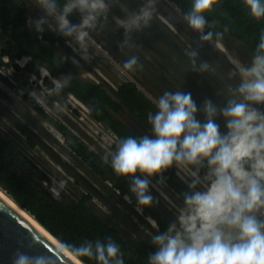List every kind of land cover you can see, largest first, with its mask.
<instances>
[{"label": "clouds", "instance_id": "obj_1", "mask_svg": "<svg viewBox=\"0 0 264 264\" xmlns=\"http://www.w3.org/2000/svg\"><path fill=\"white\" fill-rule=\"evenodd\" d=\"M243 3L254 19H264V0ZM34 4L44 15L29 19V27L42 33L44 25H48L68 38L66 43L89 62L90 33L98 25L102 27L101 18L107 20L114 0H35ZM217 4L218 0H192L191 10L184 16L187 24L200 33L199 46L213 42L214 35L217 41L223 38L221 32L205 31L214 27V22L208 21L204 13ZM156 6L157 0H144L138 11L116 22L117 27L124 29L120 47H131L132 34L150 26ZM74 10L80 13L78 24L68 19ZM185 54L192 71H214L207 61L200 60L197 49L192 47ZM69 59L79 64L75 57L62 55L58 63ZM29 60L30 56L24 57L18 63L23 67ZM138 61L139 57L133 55L123 68H142ZM232 62L239 70L240 82L231 89L232 97L226 103L206 99L198 108L190 92L165 91L155 101L157 111L148 115L152 136L119 138L115 151L109 150L102 157L117 175L130 179L129 191L136 198L137 212L158 203L151 194L150 177L159 176L158 183H164V171L175 167L187 184L189 191L182 194L183 207L177 209L176 220L166 231L151 234L157 250L149 254L147 264H264V110L256 106L264 105V30L251 63L243 66L237 60ZM37 68L41 76L49 75L46 67ZM229 75L235 77L236 72ZM30 79L36 80V75ZM71 80V74L62 75L53 79L52 87L41 83L39 90H30L28 94L43 104L50 97L60 96ZM55 108L63 111L59 104ZM198 112L204 115L203 122L197 119ZM219 116L225 119L226 132L216 122ZM53 184V196L59 199L66 181L53 180ZM126 199L131 203L130 197ZM37 240L39 236L28 246L32 247ZM23 247L21 244L12 254L11 264H56L53 257L29 255ZM54 249L56 258H66L70 264H75L73 257L80 259L81 264L82 258L97 264H125L124 253L111 236L86 239L79 245L58 239Z\"/></svg>", "mask_w": 264, "mask_h": 264}, {"label": "rangeland", "instance_id": "obj_2", "mask_svg": "<svg viewBox=\"0 0 264 264\" xmlns=\"http://www.w3.org/2000/svg\"><path fill=\"white\" fill-rule=\"evenodd\" d=\"M21 2L28 9L30 19L44 15L34 4L35 0ZM143 3L144 0H114L107 20L101 18L102 27L98 25L97 30L90 33L89 62L82 60L66 43L68 38L63 36L57 38L55 43L46 42V45L58 58L61 55L75 57L79 64H73L69 59L64 62L67 68L77 76L103 83L112 95H115V90L122 81H134L142 95L151 103V113L157 111L155 101L165 91L190 92L198 108L206 99L217 104L226 103L232 97L231 89L240 82L239 70L232 61L237 60L241 65L247 66L251 63L254 51L230 34L222 24L214 25L217 32L223 33L221 40L214 39L213 42H204L203 46H199L200 33L187 24L185 15L169 0H157V10L150 26L142 32L132 34L131 47H120L124 29L117 27L116 22L125 19L131 12L138 11ZM73 14L74 18L68 19L71 23L78 24L80 13L74 10ZM30 28L35 34H41L34 27ZM44 29L54 32L48 25H44ZM192 47L198 50L200 60L207 61L214 71L200 73L190 69L189 58L185 53ZM133 55L139 57L138 63L142 68L128 71L123 68V64ZM23 58L4 56L1 59L0 134L16 142L22 148L24 157L40 171L42 180H30L51 199H56L52 191L53 180L66 181V188L61 194L72 198H78L83 193L90 194L89 208L115 225L122 237L144 239L152 243L151 234L160 230L149 209L158 212L170 224L176 220L177 209L183 207V199L166 183H158V180L150 177L151 194L158 203L143 207L142 213L137 212L134 194L121 195L108 182L101 180L68 149L61 133L15 92L11 84L21 86L27 93L33 89L39 90L41 83L45 86L43 79L46 76H41L32 60L23 67L20 66L18 62ZM233 71L236 76L230 77L229 73ZM33 74L36 75V80L30 79ZM39 104L102 157L109 150L115 151L117 137L89 115L84 102L72 95L60 94ZM56 104L61 105L63 111H57ZM256 106L264 110V105ZM112 115L139 134L152 136L149 123L136 120L126 109ZM197 119L203 122L204 115L198 112ZM216 122L222 132L227 131L222 116L217 117ZM28 138L34 141L33 147ZM136 175L143 178L139 172ZM176 179L187 185L177 173ZM126 197L131 198V203Z\"/></svg>", "mask_w": 264, "mask_h": 264}, {"label": "trees", "instance_id": "obj_3", "mask_svg": "<svg viewBox=\"0 0 264 264\" xmlns=\"http://www.w3.org/2000/svg\"><path fill=\"white\" fill-rule=\"evenodd\" d=\"M169 1L174 3L184 15L191 10L192 0ZM204 15L208 21L214 22V25H224L230 34L255 51L260 32L264 30V19H254L243 0H218L213 10L205 12ZM68 18L73 19L74 14ZM29 19L28 9L21 0H0V63L4 56L17 59L30 56L34 64L47 68L49 76L44 77L43 83L49 88L53 86L54 78L71 74V83L61 94L72 95L84 102L89 109V115L104 129L111 131L117 139L144 136L112 115L126 109L136 120L149 123L148 115L153 107L142 95L137 84L131 80L122 81L117 86L115 95H112L103 83L72 73L64 63H58L59 58L46 45V42L55 43L61 35L49 30L37 35L29 27ZM209 30L214 34L217 32L215 26L205 29V31ZM214 39H216L215 35ZM11 85L27 104L61 133L64 144L91 171L101 180L108 182L121 195H133L129 191V178L117 175L110 163H104L101 155L85 144L64 123L50 116L21 86ZM28 141L33 147L32 138H28ZM176 173L175 167L164 171V183L183 199L182 194L189 189L187 185L176 179ZM153 177L158 181L160 179L159 176ZM31 178L40 181L42 175L31 161L24 157L22 148L16 142L0 134V188L54 237L79 245L86 239L103 240L111 236L120 245L125 264H147L149 254L157 250L154 244L144 239L122 237L115 225L102 219L89 208L90 194L83 193L78 198L61 194L59 199H51L30 180ZM149 213L155 219L160 232L166 231L169 226L166 219L152 209H149ZM82 260L85 264H97V261L88 258Z\"/></svg>", "mask_w": 264, "mask_h": 264}, {"label": "water", "instance_id": "obj_4", "mask_svg": "<svg viewBox=\"0 0 264 264\" xmlns=\"http://www.w3.org/2000/svg\"><path fill=\"white\" fill-rule=\"evenodd\" d=\"M0 209H3L2 211H0V264H11L10 258L21 244L24 245L22 250L27 252L29 255H48L55 259L56 264H70V262H68L66 258H56L54 256V246L56 243L29 219H27L21 212H19L14 206H12L7 200H5L1 195ZM43 228L45 227L43 226ZM36 236H39V240H37L32 247H29V243L33 241ZM49 250H51V252ZM72 259L75 261V264H79L74 258ZM83 264L85 263L83 262Z\"/></svg>", "mask_w": 264, "mask_h": 264}, {"label": "bare ground", "instance_id": "obj_5", "mask_svg": "<svg viewBox=\"0 0 264 264\" xmlns=\"http://www.w3.org/2000/svg\"><path fill=\"white\" fill-rule=\"evenodd\" d=\"M0 195L7 200L12 206H14L19 212H21L27 219H29L33 224H35L39 229H41L50 239H52L55 243H57V239L52 236L41 224H39L33 216H31L29 213H27L25 210H23L20 206L16 204V202L6 194L1 188H0ZM74 258V257H73ZM79 264H81V261L79 259L74 258Z\"/></svg>", "mask_w": 264, "mask_h": 264}, {"label": "flooded vegetation", "instance_id": "obj_6", "mask_svg": "<svg viewBox=\"0 0 264 264\" xmlns=\"http://www.w3.org/2000/svg\"><path fill=\"white\" fill-rule=\"evenodd\" d=\"M29 12V11H28Z\"/></svg>", "mask_w": 264, "mask_h": 264}]
</instances>
